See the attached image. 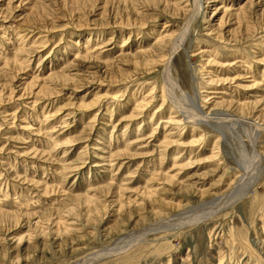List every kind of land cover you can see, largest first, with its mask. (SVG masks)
Returning <instances> with one entry per match:
<instances>
[{"label": "rangeland", "instance_id": "374dc122", "mask_svg": "<svg viewBox=\"0 0 264 264\" xmlns=\"http://www.w3.org/2000/svg\"><path fill=\"white\" fill-rule=\"evenodd\" d=\"M245 1L0 0V264H264V6ZM172 43L195 120L151 66Z\"/></svg>", "mask_w": 264, "mask_h": 264}, {"label": "bare ground", "instance_id": "6f19581e", "mask_svg": "<svg viewBox=\"0 0 264 264\" xmlns=\"http://www.w3.org/2000/svg\"><path fill=\"white\" fill-rule=\"evenodd\" d=\"M183 1V0H182ZM200 1L201 0H195V2H196V5L197 4H199L200 3ZM215 2V0H205V4L207 5V9H211V5L213 4ZM231 2V1H230ZM245 3H246V5H248L249 7H257V8H259V7H262V6H264V0H247V1H245ZM245 3H244V5H245ZM182 5V4H181ZM184 6V5H183ZM231 6V5H230ZM178 10H179V8H178ZM243 10V7L241 6L240 7V5H235L234 7H232L230 10H227V9H225V10H223L222 9V7L221 6H218V7H215V9H213V11H212V13L209 15V17H208V19L207 20H205V21H209V23H208V25L205 27V30H212L211 28H212V26L213 25H215V21L217 20L216 18H218V16H219V14L221 13L222 15L223 14H225L227 11H230L228 14L230 15V16H235V17H237V16H239L240 14H241V11ZM186 12V11H185ZM190 12V11H189ZM205 19V18H204ZM182 36V35H181ZM180 36V37H181ZM167 38H169V39H167ZM170 38H171V36H169L168 34H164L163 36H161L160 38H158V40L156 41V43L154 44V46L153 47H159V49H160V46L162 47V45L164 46V45H166V44H164L165 42H167L168 43V40H169V42L171 41L170 40ZM184 37H182V39H183ZM177 39V38H176ZM182 39H181V41H182ZM96 41V40H95ZM181 41H179L180 43H181ZM175 42V41H174ZM176 44V43H175ZM177 45H179L178 43H177ZM181 45V44H180ZM254 45V44H253ZM166 47V46H165ZM154 48V49H155ZM176 45L174 46V43H172L171 44V47H170V49H168L169 51L168 52H166V53H164V55H160L161 53H163L162 51L163 50H161V53L159 54V56H158V60L156 61V59H157V56H155L156 57V59L154 60L153 59V61H154V63H152V67L153 66H156V65H160V70H161V74L163 75L162 76V78H163V81H164V87H165V89H169V90H166L167 91V94L169 93L170 95H169V98L171 97V95L173 96V100H172V104H173V108L176 110L175 112H173L174 114L176 113V114H178L179 116L178 117H181L182 118V120H183V118L184 119H189V117H190V119L192 118L193 120H195L194 119V117H192V115L191 114H189V111H188V113L186 112V111H183V109L181 110V108L178 106V103L179 102H175L174 101V97L176 96V97H178V98H181L182 100H184V101H191V104H192V106H193V108L196 110L197 109V103H195V100H192V99H190L189 98V96H187L185 93H183L181 90H179L180 88H177L176 87V85H175V82H177V81H174V79H173V75L171 74V64H170V62H171V60H172V55L175 53V51H176ZM157 50H158V48H157ZM152 51H154V53H155V50H152ZM158 52L156 53V54H158ZM151 56V55H150ZM153 56V55H152ZM149 57V56H148ZM154 57V56H153ZM165 57V58H164ZM167 62V63H166ZM174 69V68H173ZM175 71V70H174ZM210 81H212L213 82V80H210ZM211 83V82H210ZM178 85V84H177ZM179 87V86H178ZM175 90H177L178 92H179V94L180 95H177L176 93H175ZM162 93H164L165 91H163V88H162ZM223 92V91H222ZM222 92H220V94H223ZM164 95H165V93H164ZM168 97V96H167ZM167 97H165V99L167 98ZM164 99V98H163ZM164 99V100H165ZM166 101V100H165ZM183 101V102H184ZM222 101V100H221ZM163 102V101H162ZM180 104V103H179ZM218 104V103H217ZM180 108V109H179ZM184 108V107H183ZM173 109V110H174ZM186 109V108H185ZM199 111H201V110H199ZM195 112V111H194ZM171 113V112H170ZM181 113H184L185 114V116H186V114H189L190 116H186V117H184V115L183 116H180V114ZM216 115V114H215ZM173 117H176V116H173ZM205 118H207V116L205 117ZM187 121H189V120H187ZM233 122H235V121H233ZM168 123V125H177V123H180V120L179 119H176V120H170L169 122H167ZM256 124V123H255ZM248 126V125H247ZM253 127V126H252ZM255 128H256V126H254ZM258 127V126H257ZM263 129V128H262ZM261 130V129H260ZM254 131V130H253ZM256 133V132H255ZM173 134H175V131H172V132H170V134H168V135H173ZM167 139H169L170 140V138H165V146H169V145H171V144H173L172 142H169V140H167ZM177 140V139H176ZM140 141V140H139ZM138 141V142H139ZM173 142H175V141H173ZM181 143V142H180ZM163 144V143H162ZM201 194H203V193H201ZM204 206V205H203ZM184 210V209H183ZM182 210V211H183ZM184 213V212H183ZM181 215V214H180ZM152 216H155L156 218H161V216H159L158 214H156V213H152ZM176 217H178V214L176 215ZM180 217V216H179ZM172 219V218H171ZM195 221H197V220H195ZM194 221V222H195ZM159 223L161 222V220H159L158 221ZM121 234V233H120ZM123 248V247H122ZM121 249V248H120ZM110 253H112V250L109 252V253H107V252H105V254L104 253H101V254H104V255H106V254H110ZM98 255L97 254H91L90 256H88V257H85V258H83V259H81L79 262H77V263H74V264H87V263H91L92 261H94V260H97L96 258H99V256L97 257Z\"/></svg>", "mask_w": 264, "mask_h": 264}]
</instances>
